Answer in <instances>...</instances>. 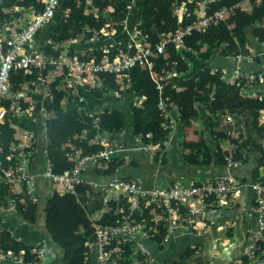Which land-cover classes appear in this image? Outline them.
I'll return each instance as SVG.
<instances>
[{"label":"trees","instance_id":"16d2710c","mask_svg":"<svg viewBox=\"0 0 264 264\" xmlns=\"http://www.w3.org/2000/svg\"><path fill=\"white\" fill-rule=\"evenodd\" d=\"M172 1H144L137 29L144 36L146 42L154 44L160 39L162 33L170 32L178 26L171 12ZM238 1H245V4L235 7L226 18L216 23H210L204 29L192 30L190 34L183 37L184 46L195 51L202 60L207 61L214 54V59H216L215 62H212L217 66L216 70L212 71V64L205 63L195 72L192 87L174 90L166 83L160 92L156 88V83L149 70L135 64L127 70L128 80L131 87L136 88L137 94L144 95V99L138 104H129L127 107L126 105H113L107 110L85 115L78 112L84 102L78 101L76 98L72 99L62 87H57L59 78L51 81V96L44 99L43 105L49 112V116L45 120L44 148L46 157L52 164V170L60 172L73 166L74 160L71 154L75 151L84 154L95 152L98 145L88 141L98 132L107 131L113 135L128 125L132 132L141 137L143 142L152 143L154 157L158 158L159 149L164 148L162 142L166 138L167 131L162 127V117L157 108V102L160 96L168 95L169 99L176 103L178 109L179 130L182 129V126L189 125L190 120L198 117L199 111L194 108V101L201 102L204 105V110L211 113L208 123H206L208 129L204 130L206 134L198 130L196 139L180 138L178 142L180 145L179 157L183 162L198 166L212 163L215 164V167H222L225 164L224 156L230 154L233 159L241 161L242 167L245 165L249 168L247 181L259 177L264 178V122L259 121L262 110H264V99L257 101L252 98H243L234 83L224 82L220 76L222 65H228L230 60L235 61V59L229 60L228 56L236 54L246 56L251 52L259 51L260 42H264V0H210L207 3L206 11L209 12L222 5L231 6ZM127 3V0H93V4L98 6V17L95 18L91 14L83 12V4H77L73 0H60L52 19L51 31L45 39L56 42L60 37L70 32L90 35L93 30H99L108 18L118 21L124 14ZM195 5L196 1L187 4L188 13L183 15L180 24H187L195 18L193 12ZM106 6H111L112 10H105ZM14 7L17 8L16 11L13 10ZM42 7V0H0V24L13 21L21 17L24 12L39 11ZM65 8H69L67 14L64 13ZM84 26H88L90 30H84ZM115 27L120 30L122 24L116 23ZM49 47L50 44L47 42L42 46L47 52L53 51ZM115 51V49L111 50V52ZM100 56L101 53H96L97 58ZM151 59L155 71H159L161 67H166L167 63L173 61L178 70H183L187 66L183 58L175 52L172 43L166 46L165 53L158 54ZM238 67L240 70L264 72V59L261 56L259 58L254 56L251 60L242 58L238 62ZM43 71H46V68ZM35 72L36 70H33L31 74L24 76L21 70H13L11 80L14 87L17 86L19 80L25 81ZM110 87L117 88L118 84L113 74H106L101 85L90 89L88 94L100 97ZM224 113L235 115L243 113L242 124L246 126L245 133L212 134L213 120ZM95 117L97 125L93 123ZM16 121L15 118H11L10 122H0V141L3 154L11 151L9 150L11 143L17 142L14 135ZM226 141L232 146L230 151L221 146V143ZM136 159L133 157L127 164L136 166ZM124 160L117 156L107 160H98L93 171L97 175H111V171L122 165ZM160 160L163 162L165 157L161 155ZM34 169L32 170L36 172ZM35 178L37 184L39 179L37 176ZM244 186L242 187L244 188ZM246 187L249 188V186ZM93 191L94 189L89 188L86 184H79L76 186L75 193H59L54 190L49 196L41 195L37 201L32 202L23 186L15 193H8L7 188L0 185V195L9 194L14 197V208L24 221L33 223L39 210L42 211L43 225L48 241L60 251L57 264H91L89 261H83L85 242L92 237L93 228L90 216L96 209L102 207L101 192ZM92 193H95L94 198L90 204H87V196ZM251 198L253 205L254 198L253 196ZM107 204L109 208L102 212L99 222L104 225H112L120 214L116 211L115 201L110 200ZM147 212L148 208H145L143 215L146 216ZM140 218L141 216H137V219L140 220ZM159 234L145 240L152 253L164 246L161 232ZM0 246L4 249H11L15 253L22 251L24 261L34 257V254L31 253V245L14 237L6 229L0 230ZM193 252V246H186L181 250L180 256L187 258ZM255 253L256 260L264 255V240L258 242ZM128 256L129 259L125 264H129L128 262L132 259V256L129 254ZM199 260L197 257L191 263L184 262V264H200ZM240 262V264H251L253 261H249L245 255H242Z\"/></svg>","mask_w":264,"mask_h":264},{"label":"built area","instance_id":"2783aa9c","mask_svg":"<svg viewBox=\"0 0 264 264\" xmlns=\"http://www.w3.org/2000/svg\"><path fill=\"white\" fill-rule=\"evenodd\" d=\"M73 1L83 4L84 12L95 18L98 16V6L93 4V0ZM191 1L195 0L172 1L171 12L178 26L170 32L162 33L160 39L154 44L146 42L141 32L136 29L130 35V48L114 53L106 49L100 58L89 54L69 56L65 51L49 53L34 43L37 30L53 19L60 0H42V9L34 12L25 24L12 26L3 24L0 27V107L6 108L8 114L17 120V142L10 144L9 150L11 151L3 154L0 141V185L5 186L8 193H14V190L17 192L23 186L32 202L38 199L35 193L37 174L29 165L28 156L34 148L36 130L32 122L34 123L37 118H39L40 132L45 141V120L49 112L45 109L43 101L51 96V80L59 78L57 87H62L72 99L84 101L83 93L101 84L106 73H113L118 78L120 75H126V70L137 64L153 73L151 77L156 83V88L161 92L163 85L170 83V80L164 81L169 71L161 67L159 72L155 73L151 58L165 53L166 46L170 43L174 44L175 52L178 53L185 35L190 34L192 30L204 29L208 24L226 18L235 7L245 3V1H238L231 6L222 5L207 12L206 6L210 0H205L200 5L198 3L195 5L193 9L195 18L191 22L180 24L183 15L188 13L187 4ZM108 7L104 9L108 10ZM68 11L69 8L64 9L65 14ZM102 27L106 28L105 33L107 34L114 32V26L110 20H107ZM69 40L74 39L69 38ZM46 41L52 42L50 39ZM254 56L257 58L261 56L264 59V42H260V49L257 53L251 52L246 56L236 54L232 57L238 61L242 58L251 60ZM44 68H48L47 71L44 72ZM13 70H21L24 76L31 74L33 70L36 72L25 81L19 80L17 86L14 87L11 80ZM220 76L224 82L234 83L243 98H252L257 101L264 99L263 71L240 70L234 66L225 68ZM112 92L115 93V90ZM169 103L168 95L160 96L157 102V108L162 117V127L167 131L166 138L162 142L164 147L168 145L179 119L178 113L176 115L172 113ZM197 105L204 107L201 102L194 101V108L197 109ZM262 115H264V110H262ZM259 121L264 122V118L259 117ZM93 123L97 125L96 117ZM135 138L137 146L152 153V143L143 142L139 135ZM89 142L97 144V150L85 154L72 153L73 166L60 172L52 170V164L47 159L43 146L44 163L41 171V175L59 193H75L76 186L79 184H86L94 190L104 191L102 207L97 210L99 214L90 216L93 230L92 237L85 242L84 262L125 264L129 259V254L132 256L129 264H184L179 259L165 263L157 261L145 240L161 232L162 242L166 244L172 236L183 233H201L216 217L229 210L228 208L234 203V195L244 185H248L253 193L254 204L247 214L249 216L254 214L255 225L247 227L248 243L242 254L249 261L256 260L255 249L258 248V242L264 239V178L259 177L252 181L241 182L229 170L241 165L239 159H233L230 154H226L224 156L226 171L188 181L182 178L163 184L144 185L138 179L112 176L104 183H100L85 175L86 163L95 164L98 160L118 157L122 155L124 146L107 131L98 132L92 139H89ZM110 200L116 202V211L120 216L114 224L104 225L99 222V219L102 212L108 210L107 203ZM14 204L13 196L0 195V210L14 208ZM145 208H148L146 216L143 215ZM137 216H141L140 220ZM2 229L5 227L0 223V230ZM31 253L34 257L24 261L22 251L15 253L11 249H4L0 246V258L2 259L26 264H46L43 248H33ZM240 263L234 260L232 264Z\"/></svg>","mask_w":264,"mask_h":264},{"label":"crops","instance_id":"0c3cea01","mask_svg":"<svg viewBox=\"0 0 264 264\" xmlns=\"http://www.w3.org/2000/svg\"><path fill=\"white\" fill-rule=\"evenodd\" d=\"M127 1L128 3L125 7V14H123L118 19V21H113L111 20V18L107 19L112 21L114 32H110L109 34H107L105 33L106 28L104 27L100 28L97 31L93 30L90 35L70 32L69 34L60 37L56 42H49V48L53 50L49 53H58L60 51H65L69 56H81L84 54H89L96 57V53H101L102 55L103 51L106 49L110 52L114 49L116 51L127 50L128 48H130L129 45L131 44L130 35L134 32V30L137 29V25L140 21V13L145 0H143V4L140 7L138 15H133L135 0ZM195 1L196 4L198 3V5H200L202 2H205V0ZM13 10L16 11L17 8L15 9L14 7ZM111 10L112 8L111 6H109L107 11ZM33 13L34 12H24L22 17L28 15L29 20V17ZM22 17H18L13 21L3 22L2 24H0V27L3 24L9 26L21 25L20 22L22 20ZM116 23L122 24L120 30L115 27ZM84 30L88 31L90 30V28L88 26H84ZM69 38H73L74 40L70 41ZM45 40L43 43L34 40V43H36V45H39V47H42L47 42ZM178 54L187 63L185 69L178 70L174 61L167 63L165 65L166 67H163L165 69H168L169 71L168 77H166V80L164 81L167 82L170 80L169 82L171 84H168L174 90H182L186 87H192L195 79V72L203 65H205V63L209 65L216 60L214 59L215 54L207 61L202 60L199 56H197L195 51L188 47H185L184 44L180 46ZM227 58L229 60L235 59L232 56H228ZM199 61H202L203 64L199 65ZM238 62L239 60L237 61L235 59L234 62L230 60V63H228V65L223 64L220 68L221 72L225 68L227 69L234 66L238 67ZM216 69L217 66H215V64H212L211 70L214 71ZM127 70L126 75H120L118 76V78H116V75L113 73H106L114 75V79L117 82L118 87L107 88V92L103 93V95L100 97L94 96L90 93L88 94L89 91L84 92V105L79 107L78 112L80 114L92 115L100 110H107V108H110L113 105H126L127 107L129 104L132 105L140 103L144 99V95L137 94L136 88L131 87L128 80ZM154 72L157 73L159 71L154 70ZM151 74L153 73L151 72L150 75ZM100 85L101 84L93 88L99 87ZM112 90H115V93H113ZM87 97H89L91 100L87 101ZM169 104H171L172 113L176 115L178 113L176 103L171 99ZM197 111H199L198 117H196L194 120H190L189 125L182 126L181 130H179L178 127L180 124L179 119L177 120L175 129L170 140L168 141V145L163 149H159L160 152L158 153V158L154 157V147H152V153L150 154L148 151H145L144 149L137 146L135 138L136 134L131 131L129 125L126 126L116 134H113V138H115L116 141L124 146L122 155L118 156L125 159L124 163L112 170L111 175L102 176L95 174V172L93 171L97 162L95 164L87 162L84 169L85 175L100 183H104L112 176H120L128 179H138L144 185H150L163 184L182 178L188 181L191 179L204 178L207 175L223 173L224 171H226L224 164L222 165V167H215V164L212 163H210L209 165L198 166L195 164H187L183 162L179 157L180 145L178 142L180 138L196 139L198 136V130L202 131L203 134H206V131L204 130L208 129V124L206 123H208V118L209 116H211V113L207 112V110H204L202 105H197ZM11 118L12 117L8 114V110L6 108H1L0 121L3 122L5 120H8L10 122ZM221 119L226 122L227 125L225 127L227 128L228 125L233 124V121H235L236 117L233 113H224L222 115H218V117L213 120V124L211 126L212 134L219 135L221 133H231V130H221L218 127V122H220ZM16 125L17 121L15 124V138L17 136ZM32 125L34 130H36V139L34 142V148L28 156V160L31 169L35 168L34 170L36 171V176L39 179V182L37 181L36 184L35 178V193L38 198L41 195L49 196L54 191V188L52 184L41 175L44 163L42 153L44 138L42 137V133L40 132L39 118H37L34 123L32 122ZM221 146L222 148L229 151L232 148L231 144L228 141L221 143ZM28 150L30 149L28 148ZM161 155L165 157V160L163 162L160 160ZM133 157L137 158L136 166H130L127 164V162ZM229 170L241 182H248L246 180V178L249 177V168L247 166L243 165L242 167L241 165V167L230 168ZM246 186L248 185H245L244 188L241 187L240 190L234 195V203L230 208H228L229 210L224 212V214L216 217L206 230H203L198 234L183 233L170 237L166 245L164 244V246L161 249H157L156 252L153 251L155 253H153L155 259L159 262L162 261L164 263L175 261L176 259L181 260L183 263H191L193 259L199 257L200 264H232L234 260L240 261V258L243 255L242 253L244 247L248 243L247 227L255 225L254 214H252L251 216L247 214L252 206L251 197L253 196V193L250 188H247ZM14 191L16 192V190ZM97 191L101 192V194H104L103 190ZM93 192L96 191L94 190ZM94 195L95 193H92L91 195L87 196V204H90L92 202ZM97 210L98 209H96L92 213L93 216L99 214ZM0 223L5 227L6 230H9V232L13 234L14 237L21 239L22 241L31 245V249L39 247L43 248V250L45 251L46 264H57L60 258V251L52 246V244L48 241L47 233L44 230L41 210H39V214L37 215L35 221L33 223H28L22 219L19 212L15 208L3 209L0 210ZM186 246H193L194 252L189 257L182 258L180 256V252ZM0 264L26 263L0 258Z\"/></svg>","mask_w":264,"mask_h":264},{"label":"rangeland","instance_id":"374dc122","mask_svg":"<svg viewBox=\"0 0 264 264\" xmlns=\"http://www.w3.org/2000/svg\"><path fill=\"white\" fill-rule=\"evenodd\" d=\"M134 9H133V15H138V12L140 10L141 5L143 4V0H135L134 1ZM245 4V3H244ZM244 4H242L241 6H243ZM22 17V16H21ZM28 21V15L22 17L21 20V24H24ZM53 24V20H51L49 23L44 24L42 26L39 27V29L37 30L36 34L34 35V39L37 42H44L46 36L50 33L51 31V27ZM126 35V34H125ZM198 64H203L202 61H199ZM91 99L89 97H87V101H90ZM0 111H1V107H0ZM80 111V110H79ZM82 112V111H81ZM245 114V113H244ZM236 119L235 121H233V124L228 125L227 128L225 127L227 124L226 122L223 121V119L220 120V122H218V127L221 130H231L232 135H236L237 133H245L246 131V126L244 124H242V118H243V113L241 114H237L235 115ZM264 118V115H260V118ZM231 123V122H230ZM229 124V123H228ZM217 125V124H216Z\"/></svg>","mask_w":264,"mask_h":264},{"label":"water","instance_id":"95a60500","mask_svg":"<svg viewBox=\"0 0 264 264\" xmlns=\"http://www.w3.org/2000/svg\"><path fill=\"white\" fill-rule=\"evenodd\" d=\"M264 263V255L257 260L253 261L251 264H263Z\"/></svg>","mask_w":264,"mask_h":264},{"label":"bare ground","instance_id":"6f19581e","mask_svg":"<svg viewBox=\"0 0 264 264\" xmlns=\"http://www.w3.org/2000/svg\"><path fill=\"white\" fill-rule=\"evenodd\" d=\"M5 110V109H4Z\"/></svg>","mask_w":264,"mask_h":264}]
</instances>
